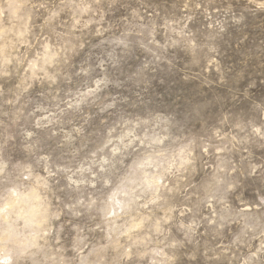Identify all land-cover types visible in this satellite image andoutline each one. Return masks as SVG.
Wrapping results in <instances>:
<instances>
[{
	"label": "rangeland",
	"instance_id": "rangeland-1",
	"mask_svg": "<svg viewBox=\"0 0 264 264\" xmlns=\"http://www.w3.org/2000/svg\"><path fill=\"white\" fill-rule=\"evenodd\" d=\"M0 264H264V0H0Z\"/></svg>",
	"mask_w": 264,
	"mask_h": 264
}]
</instances>
